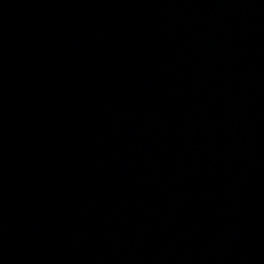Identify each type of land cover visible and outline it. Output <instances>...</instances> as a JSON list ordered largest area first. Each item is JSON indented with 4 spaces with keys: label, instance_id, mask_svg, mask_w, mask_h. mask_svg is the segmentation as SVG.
I'll use <instances>...</instances> for the list:
<instances>
[{
    "label": "water",
    "instance_id": "1",
    "mask_svg": "<svg viewBox=\"0 0 264 264\" xmlns=\"http://www.w3.org/2000/svg\"><path fill=\"white\" fill-rule=\"evenodd\" d=\"M0 264H264V0H0Z\"/></svg>",
    "mask_w": 264,
    "mask_h": 264
}]
</instances>
